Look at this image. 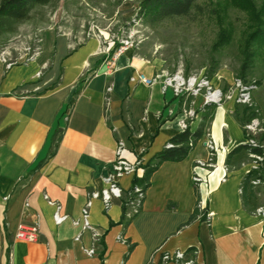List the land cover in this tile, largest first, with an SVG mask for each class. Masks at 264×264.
Segmentation results:
<instances>
[{"label":"crops","instance_id":"0c3cea01","mask_svg":"<svg viewBox=\"0 0 264 264\" xmlns=\"http://www.w3.org/2000/svg\"><path fill=\"white\" fill-rule=\"evenodd\" d=\"M39 44L25 61L7 66L0 59V264H100L99 238L101 264H177L161 255L189 247L193 264H264V214L247 212L240 197V181L253 164L224 168L226 154L245 141L234 98L212 111V167L196 165L209 159L200 139L184 159L165 161L151 174L140 211L126 227L118 223L121 199L113 198L106 210L100 199L92 201V229H83L82 207L91 191L104 187L117 144L127 160L144 164L182 130L189 96L163 88L162 62L132 47L112 60L98 39L74 46L50 30ZM220 72L213 85H232V74ZM140 74L156 81L147 85ZM253 97L261 102L256 91ZM189 107L193 131L202 97H192ZM134 176L121 177L120 188L129 189ZM44 195L60 205L62 222H54L55 208ZM196 201L207 218L187 223ZM19 224L37 225V239H17Z\"/></svg>","mask_w":264,"mask_h":264},{"label":"trees","instance_id":"16d2710c","mask_svg":"<svg viewBox=\"0 0 264 264\" xmlns=\"http://www.w3.org/2000/svg\"><path fill=\"white\" fill-rule=\"evenodd\" d=\"M56 1L0 0V37L7 38L15 35L17 27L31 19V11L34 8L53 5ZM256 1L231 0L222 6H220V3H211L210 7H206L205 13L214 21L216 34L215 39L210 45L211 55L208 64L205 66V73H203L207 79L211 80L220 68L215 55L232 43L237 44L239 63L233 70L234 78L240 79L243 83L252 86V101L250 104L235 102L233 116L242 129L245 141L236 145L226 154L224 165L227 170H236L244 164H254V167H251L240 181L242 207L251 213L257 212L259 207L264 209V93L257 92L259 81L253 78L255 62L259 59L264 60V0H261L259 5ZM233 4L242 8L247 14L245 26L240 30V37L238 39L235 38L236 27L229 20L228 16L229 6L234 7ZM193 10L197 12L201 10V7L197 4V0H139L136 16L145 23L157 24L164 20L186 17ZM118 46L115 45L110 53ZM39 48L40 46L37 48V52ZM228 89L229 85H225L223 88L224 91ZM255 91L260 95L261 102L255 101L253 97V92ZM191 99V96L186 98V107H189ZM215 106L216 104L203 105L201 107V120L195 130L191 131L188 126L182 129L178 134L169 139V145L167 144L163 147L144 164H139L142 174L134 176L131 187L123 190L120 196L122 204L119 224L126 227L140 211L145 192L150 185V176L161 163L165 161H181L194 148L203 135L208 132L209 122ZM255 118L260 121L261 130L252 133L246 129L245 125ZM45 160L39 161L36 168H39ZM134 186L140 187L141 196L133 192ZM197 201L187 223L197 218L201 220L207 218L206 209L200 208ZM109 224L113 225L114 223L110 222ZM98 242L102 246L100 253L101 264L104 243L101 238H99ZM132 247L133 244H129L128 251ZM194 251V247L187 248L184 251L185 258H194ZM126 256L125 254L123 258L125 259Z\"/></svg>","mask_w":264,"mask_h":264},{"label":"rangeland","instance_id":"374dc122","mask_svg":"<svg viewBox=\"0 0 264 264\" xmlns=\"http://www.w3.org/2000/svg\"><path fill=\"white\" fill-rule=\"evenodd\" d=\"M138 1L57 0L53 5L36 7L31 11V19L17 27L15 35L0 37V58L3 56L11 63L31 58L40 45L42 31L50 30L65 35L74 46L95 38L101 49H112L128 40L135 51L161 61L168 73L181 71L185 76L205 73L216 34L215 23L205 9L211 3L222 6L231 0H197L199 12L193 10L186 17L157 24L138 19ZM256 2L259 5L261 0ZM233 6H229L228 16L236 27L238 39L247 14L239 6ZM237 52V44L232 43L215 55L220 68L213 77H218L222 70L230 72L234 79L233 70L239 63ZM253 78L259 81L257 92L264 93V60L255 62ZM219 80L220 83L223 80L220 75Z\"/></svg>","mask_w":264,"mask_h":264},{"label":"built area","instance_id":"2783aa9c","mask_svg":"<svg viewBox=\"0 0 264 264\" xmlns=\"http://www.w3.org/2000/svg\"><path fill=\"white\" fill-rule=\"evenodd\" d=\"M132 47V43L128 40L122 41L119 46L110 53L111 48L102 47V51L110 54L111 59L114 60L119 54H121L125 48ZM7 66L11 65V62H7L3 56L0 58ZM139 81L151 85L156 81V77L147 78L143 74L138 76ZM163 88H171L175 96L187 95L192 97H202V106L205 104H221L225 99L234 98L235 102L250 104L252 101V86L243 83L240 79L234 78L232 85H229V89L224 91L221 87L214 86L211 80L207 79L201 72L199 74L184 75L181 71H176L174 73H166L163 79ZM184 117L180 121L181 129H185L188 126V122L195 117V111L191 107H185L182 111ZM246 129L252 133H255L260 128V121L255 118L252 119L247 125ZM203 144L209 149V159L207 161L197 160L196 165L201 167H212L214 164V144L212 140L208 137V132L203 135ZM169 145V144H168ZM124 147L121 143L117 144L115 149L114 159L111 163L110 169L102 177L104 187L100 190H93L89 193L88 198L82 207L81 213L83 218V229H92V225L88 220L89 209L94 199H100L103 208L106 210L113 198H120L122 194V189L120 188L118 181L121 177L125 175H135L137 176L138 171L141 169L139 164L140 160L135 159L134 161L127 160L123 155ZM256 158L259 159L258 156ZM254 167V164H253ZM226 172L228 171L226 166H224ZM193 181L195 183L201 182V177L198 175L193 176ZM255 183V182H254ZM133 192L141 196V189L139 186H134ZM44 199L54 206L55 211L53 213V220L56 224L62 222L66 215L61 214L60 205L50 200L46 195L43 196ZM258 213L264 214V209L259 207L257 209ZM74 223H77L74 221ZM39 234V228L37 225H26L19 224L17 226L15 237L19 240L24 241H35ZM98 236L97 232L95 233ZM86 254H93L94 250L92 248L84 251ZM195 253V251H194ZM163 261H173L177 264H193L194 258H185L184 251L176 250L173 252L163 253L161 255Z\"/></svg>","mask_w":264,"mask_h":264}]
</instances>
